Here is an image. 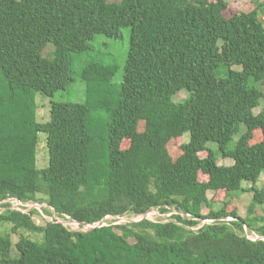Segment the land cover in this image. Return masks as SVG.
<instances>
[{
	"label": "trees",
	"instance_id": "obj_1",
	"mask_svg": "<svg viewBox=\"0 0 264 264\" xmlns=\"http://www.w3.org/2000/svg\"><path fill=\"white\" fill-rule=\"evenodd\" d=\"M233 5L0 0V202L44 204L53 218L41 225L35 209L0 213L20 237L16 258L10 237L0 238V264H264V110L255 113L264 102V0L250 12ZM124 29L122 71L92 59L77 73L75 57L96 37L119 39ZM76 76L85 101L52 102L40 123L38 95L52 98ZM182 91L188 97L176 102ZM41 133L46 169L38 168ZM244 183L254 194L245 218L227 202L214 209L222 195L247 191ZM150 210L171 216L128 222Z\"/></svg>",
	"mask_w": 264,
	"mask_h": 264
},
{
	"label": "rangeland",
	"instance_id": "obj_2",
	"mask_svg": "<svg viewBox=\"0 0 264 264\" xmlns=\"http://www.w3.org/2000/svg\"><path fill=\"white\" fill-rule=\"evenodd\" d=\"M112 1H120V0H112ZM234 3L233 8L235 11H243V12H250L255 9V7L260 3V0H228ZM260 15L264 19V10ZM130 48V30L124 29L122 31L121 37L119 39H109L105 36H98L92 42V50L87 52L81 56H76L75 59V70L77 73L80 72L84 64L92 59H101L106 61H115L121 66V71L124 68V64L126 62L128 52ZM122 72L120 73V77ZM188 97V93L186 91L180 92L176 97V102L184 101ZM85 101V85L80 80L79 77L76 76L75 82L66 90L57 92L52 98H44L42 95H38L37 102L39 104L38 110V119L40 123H47L50 121V108L51 103H70V102H77L83 103ZM264 110V102L261 103V106L255 110V113L258 115ZM246 127L242 125L241 131L238 135L234 137L235 142H237L240 137L245 133ZM40 143L38 147V168L39 169H46L49 167V153L46 147V135L41 133L39 134ZM182 139L178 142L179 145L189 142V134L184 135L181 137ZM234 142L232 147H234ZM209 147L212 149L217 150L216 144H209ZM207 156V152L200 153L201 158H205ZM219 164L222 166H231L234 164V161L229 158H222L219 156ZM244 189L247 191L245 192H236L231 195H222L220 199L214 204V209L219 210L224 206V203L227 202L229 207L228 210L232 211L234 208L238 211L241 217L245 218L247 216L248 208L253 200L254 194L249 190L252 188V185L249 183L243 184ZM257 187L262 190L264 189V173L261 175L257 183ZM216 194L213 192L209 193L210 200H214ZM225 200V201H223ZM39 208H43L45 206H37ZM209 213V209L205 207L203 209V214L206 215ZM171 216L170 213L168 214H160L158 211H154L151 214H148V218L153 221H167V219ZM37 219V223L41 225L45 224L44 218L35 216ZM142 219V218H140ZM139 218H134L132 221H138ZM126 222L128 221L125 219ZM131 221V220H129ZM68 228L71 230H80L77 224H67ZM13 225L10 223H0V238L10 237L13 243V251L10 253L11 258L18 257V251L16 248V244L19 242V235L12 233ZM30 237V239L34 240L35 242L42 243L43 236L41 234H24ZM253 239H257V237H253Z\"/></svg>",
	"mask_w": 264,
	"mask_h": 264
},
{
	"label": "built area",
	"instance_id": "obj_3",
	"mask_svg": "<svg viewBox=\"0 0 264 264\" xmlns=\"http://www.w3.org/2000/svg\"><path fill=\"white\" fill-rule=\"evenodd\" d=\"M45 206L44 208H46V205L44 204H38V203H34V202H27V203H22L21 201L17 200V199H7V200H3L0 202V213L5 212L6 210H8L9 208L11 210H15V211H20L23 212L25 214H29V212H31L32 210H38L41 214H42V218L49 220V221H53L52 217L49 216H45L43 214V208H39L37 206ZM56 216V215H55ZM143 218V217H142ZM34 219L37 221L36 217H34ZM57 219V218H56ZM59 222H61L64 226L68 227L67 224H77L80 228V224L76 223V222H72V221H64V220H60L57 219ZM141 220V219H140ZM138 220V221H140ZM205 222H209V221H205ZM40 224V223H38ZM84 229L83 230H89V228H86L84 226H82ZM76 231V230H74ZM77 231H82L77 230Z\"/></svg>",
	"mask_w": 264,
	"mask_h": 264
},
{
	"label": "water",
	"instance_id": "obj_4",
	"mask_svg": "<svg viewBox=\"0 0 264 264\" xmlns=\"http://www.w3.org/2000/svg\"><path fill=\"white\" fill-rule=\"evenodd\" d=\"M152 212H154L153 210H150L149 212H148V214H151ZM148 214L147 215H144L143 216V218L141 219V220H143V219H146V218H148ZM140 220V221H141ZM106 219H104V220H102V222H100L99 224H97V225H94V226H90V225H83L84 227H86V228H89V230H94V229H96V228H101V227H104V226H106ZM124 221H126V220H124ZM128 222H135V221H128ZM257 239H262V238H257Z\"/></svg>",
	"mask_w": 264,
	"mask_h": 264
}]
</instances>
